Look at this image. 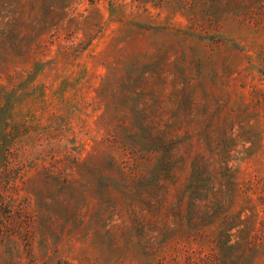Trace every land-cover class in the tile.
<instances>
[{
	"label": "rangeland",
	"instance_id": "374dc122",
	"mask_svg": "<svg viewBox=\"0 0 264 264\" xmlns=\"http://www.w3.org/2000/svg\"><path fill=\"white\" fill-rule=\"evenodd\" d=\"M0 264H264V0H0Z\"/></svg>",
	"mask_w": 264,
	"mask_h": 264
}]
</instances>
